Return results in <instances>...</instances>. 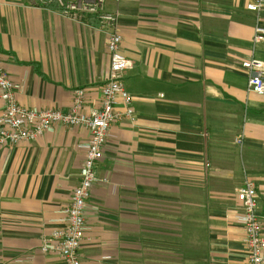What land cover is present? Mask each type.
I'll list each match as a JSON object with an SVG mask.
<instances>
[{"label":"crops","instance_id":"crops-1","mask_svg":"<svg viewBox=\"0 0 264 264\" xmlns=\"http://www.w3.org/2000/svg\"><path fill=\"white\" fill-rule=\"evenodd\" d=\"M251 1L108 0L132 63L123 83L137 118L113 125L96 166L83 264L249 261L237 198L246 178L264 233V97L249 92L242 67L264 63V42L254 44L264 9L252 13ZM106 34L94 17L0 0V62L18 103L67 112L84 88L88 109L98 107L110 73ZM89 139L59 125L0 147V264H64L42 240L62 227Z\"/></svg>","mask_w":264,"mask_h":264},{"label":"built area","instance_id":"built-area-1","mask_svg":"<svg viewBox=\"0 0 264 264\" xmlns=\"http://www.w3.org/2000/svg\"><path fill=\"white\" fill-rule=\"evenodd\" d=\"M31 5L51 9L56 7L73 21L81 22L94 17L99 27L108 36L107 48L110 55V73L102 89L100 105L87 107L84 88L73 91L72 103L67 112L51 109H31L17 101L19 87L10 79L0 62V94L4 108L0 113V147L34 142L46 132L62 125L86 129L90 139L85 144L86 157L80 171V181L74 189L70 204L62 214V227L54 230L42 240L41 251L59 258L64 264H83L80 250L85 241L88 203L94 185L98 182L96 166L103 158L104 149L113 125L128 120L136 122L137 114L132 106L133 98L124 89L123 77L132 63L121 53L123 37L118 29V15L105 7L108 0H29ZM259 15L264 9V0H252L247 6ZM264 42V28H255L254 44ZM249 73L248 90L264 97V63L252 58L242 63ZM242 145V139L238 141ZM237 198L243 208L240 218L246 233L249 251L247 264H264V233L262 218L258 214L259 197L255 183L246 178L237 189Z\"/></svg>","mask_w":264,"mask_h":264},{"label":"trees","instance_id":"trees-1","mask_svg":"<svg viewBox=\"0 0 264 264\" xmlns=\"http://www.w3.org/2000/svg\"><path fill=\"white\" fill-rule=\"evenodd\" d=\"M55 9H56V7H55Z\"/></svg>","mask_w":264,"mask_h":264}]
</instances>
